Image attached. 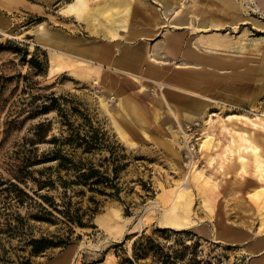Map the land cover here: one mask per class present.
<instances>
[{"label":"rangeland","instance_id":"374dc122","mask_svg":"<svg viewBox=\"0 0 264 264\" xmlns=\"http://www.w3.org/2000/svg\"><path fill=\"white\" fill-rule=\"evenodd\" d=\"M111 1L88 0L86 10L77 16L71 8L76 0H0V264H22L30 251L26 242L43 237L69 241L65 247L32 258L30 264H54L59 259L64 264L73 259L72 264H107L110 259L113 264H128L135 258V244L150 241L162 250L159 254L145 253L139 260L142 264H159L167 254L173 264H264V219L257 207L246 214L236 206L232 193V188H238L232 186L235 160L226 177L218 167V157L209 163L210 156L220 153L231 139L229 135L219 136L216 129L224 119L237 115L241 120L234 125L240 134L233 139L247 160L239 190L249 198V192H254L261 181L264 184V177L259 182L255 172L252 151L257 148L264 162V33L253 25L242 26L232 33L234 54L222 59L213 51L205 53L195 32L178 30L184 37L181 51L177 56L167 54L168 58L161 47L174 29L158 24L154 37L147 42L139 37L129 46L151 51L157 62L146 59L143 69L154 66L158 70L189 71L200 89L158 81L144 71H128L133 76L119 74L113 67L101 68L94 61V51L108 40L103 34L111 22L110 13L89 14L103 10ZM126 1L136 8L135 15L128 17L131 27L143 26L146 18L161 9L157 0H145L151 5L147 12L137 6L140 0ZM115 11L118 13L112 6L108 12ZM260 17L252 18L264 26ZM45 31L52 38L40 41L38 36ZM188 48L213 60L215 56L222 66L205 67L188 61L183 56ZM114 53L119 55L117 50ZM54 55L78 56L93 64L89 69L52 72ZM227 63L229 66L224 67ZM160 93L179 121L189 125L187 136L176 121L166 120L168 124L163 125V108L156 102ZM188 102L202 105L203 112L187 116ZM43 106H47V114H38ZM121 114L131 119L130 124L123 123ZM209 119L216 126L213 140L219 141L221 148L204 154L200 142ZM115 121L124 125L122 134ZM41 122L49 123L52 130L45 143L35 146L38 160L57 147L69 158L62 169L59 162L29 166L27 170L35 177L47 172L56 181V191L44 190L41 195L60 203L63 188L58 177L76 182L80 174H89L90 167L109 178L94 191L86 184L72 185L68 190L73 205L83 210L94 207L92 200L98 202L91 220L95 228L71 225L51 208L54 223L33 220L40 209L29 203L19 206L15 195L7 191L12 190L9 182L15 181L29 157L28 143ZM53 138L57 139L55 144ZM168 145L173 146L178 159L164 147ZM182 185L189 187L194 201L189 223L181 230L163 227L159 224L161 216L172 207L175 191ZM21 187L33 195L31 190H36L37 184L28 180L26 187ZM20 217L24 235L17 230L10 235ZM229 235L234 239L227 238Z\"/></svg>","mask_w":264,"mask_h":264},{"label":"bare ground","instance_id":"6f19581e","mask_svg":"<svg viewBox=\"0 0 264 264\" xmlns=\"http://www.w3.org/2000/svg\"><path fill=\"white\" fill-rule=\"evenodd\" d=\"M43 1L49 2L51 0ZM186 1L187 0H157L161 7L160 11H157L158 13L150 15L146 18L143 26L139 25L137 27H131L128 22V17L135 15L136 8L134 7L133 9L132 5L126 0L111 1L109 2L110 5L103 10L97 12L95 11L94 13L89 14L95 15L98 13H110L108 21L111 23L105 26L106 32L103 34L108 40L105 45L94 51V61L98 62V64H95L101 68L109 66L108 68L111 69L110 67H113L112 70H115L119 74L124 73L130 76H133V74H130L131 72L128 71L135 73L144 71L146 75L152 76L158 81L164 80L173 84L185 85L188 88L200 89L199 83L189 71L180 72L177 70H171L167 67H164L163 70H158V68H155L154 66H148L144 70L143 64L146 62V59L150 62L157 61L154 59V56L149 53L151 51L148 49L131 48L129 47L130 44H133L139 37L142 38L141 40H145V42H147L146 40L155 36L154 27L158 24H162L163 27L174 29V31L167 33V38L161 47V49H164L166 57L170 58L167 54L177 56V54L181 51L184 37L176 31L186 29L197 34L198 39L203 42L202 47L205 48V53H207V51L209 53L213 51L215 55L219 54L222 59H225L230 56L232 57V54H234L232 49L235 46V40L232 33L236 34L242 26L249 27L250 25H253V27L261 28V32L264 33V26L252 18L255 16H258V18L260 16V18H264V0ZM87 6L88 0H76V3L72 4L71 8L77 16H80L86 10ZM112 6L118 10V13H116V11L108 12ZM137 6L145 8L144 12H147L149 9L151 10V5L145 0L138 1ZM225 31L228 33L224 34L223 32ZM144 37L146 39H143ZM51 38L52 36L48 31H45L38 36L40 41H49ZM122 41H125L126 43H122ZM115 50L119 52L118 56L115 55ZM148 53L150 56H147ZM67 56L68 57H60L54 55L51 62V71L55 72L62 69L72 70L73 68L89 69L90 64H93V62L78 56ZM183 56L187 58L188 61L199 63L201 65L203 64L205 67L209 66L212 68H219V66H222L221 62L215 56H213V60L212 58H208L206 56L197 55L189 48L187 49V53L183 54ZM225 66H229V63L225 64L224 67ZM134 78L137 77L134 76ZM135 84L138 83L135 82ZM159 85L164 88L162 84ZM178 90L199 97V95L192 93L189 90H181L179 88ZM156 102H158L163 108L165 120L163 125L166 126L168 124V120H170L173 124H175L174 121H176L181 129V132L187 136L186 132L189 125L179 121L180 118L176 112L169 108L166 96L163 93H160ZM186 107L189 109L187 116L200 115L204 110L202 105L195 104L193 102L186 103ZM168 109L169 113L167 112ZM120 117L122 118L124 124H130L131 119L126 114H121ZM239 118L241 117H238L237 115L228 117L227 119H224L216 129L219 136H231L229 142L224 144L222 148L219 141L215 142L213 140V133L215 132L214 129L216 126L214 125V122L209 119L207 121V131L200 142V150L202 153L207 154L209 150H217L219 147L222 149L220 153L214 152L215 156H210L209 163L211 164L216 157H218V167L224 171V177L230 174L232 162L235 160V178L232 186L236 187L237 185L238 188H232V193L234 192L236 206L239 207L242 213L246 214L257 207L259 208L260 215L263 216L264 219V184L262 181L260 182L261 178L264 177V162L261 160V156L257 152V148H253L252 151L254 152L253 163L255 172L259 177L260 184L256 186V190L254 192H249V198L244 197L239 190V187L243 185L247 169V160H245L243 154H241V147L240 145L238 147L236 145L237 142L233 139L235 135L240 134L238 128L234 125L237 120H241ZM190 119L191 118H186L185 120L189 121ZM115 125L118 132L122 134L124 132V125L116 121ZM164 147H166L168 152L173 154L177 159L179 158L178 153L172 145ZM194 179L196 180L197 178L194 177ZM193 203L194 201L189 187L183 185L180 186L175 191L172 207L170 209H165L159 224L173 230L184 229L189 223L188 217L191 214ZM227 238L234 239L232 235L227 236ZM74 261L75 259H73L70 264ZM54 264H64V261L59 259ZM107 264H113L112 259L108 260Z\"/></svg>","mask_w":264,"mask_h":264},{"label":"trees","instance_id":"16d2710c","mask_svg":"<svg viewBox=\"0 0 264 264\" xmlns=\"http://www.w3.org/2000/svg\"><path fill=\"white\" fill-rule=\"evenodd\" d=\"M40 64V63H38ZM38 114L44 115L47 114V106H43V108L38 112ZM52 130V126L46 122L39 123L36 128L34 129V139L31 140L30 145L28 143V146H30L29 149V157L25 159V165L23 168H20L18 171V174L14 177V182H9V185L12 190H7L12 192L15 195V199L17 200V203L19 206H25L27 203L30 207H37L40 209V212L38 215L33 216L32 219L36 220L38 222H48V223H54V220L52 218L54 217V214L52 211H49L51 208L54 212L58 213L60 216H62L69 224L78 226L80 228H95L91 225V220L94 216V214L98 211V202L95 200H92L94 207L88 208L87 210H83L79 207H76L73 205L70 197L68 196V190L72 185H81L86 184L90 187L91 191H94V187L103 184L104 181L109 182V178L107 176H104L101 174L100 171L96 170L94 167H90L89 174L82 173L77 177L76 182H68L66 180H63L61 176L58 177L59 185L61 188H63V192L60 196V203L56 202V199L51 196L41 195L40 192L44 190L48 191H56L57 190V184L56 181H54L50 175V173L47 172H39V176L35 177L34 172L31 173L27 169L29 166H35L45 163H51V162H59L58 168L62 169L66 167L67 162L69 161V158L66 156H63L60 151V147H57L51 154L50 153H43V156L41 159L38 160V150L35 148L36 144L45 143L47 137L50 135ZM57 139L53 138L52 143H56ZM34 154V157L32 156ZM36 155V158H35ZM51 171V168H47V171ZM80 172V169L78 170ZM47 173V175H45ZM45 176H48L46 179H43ZM95 179V180H93ZM28 180H31L32 182L37 184L36 190L33 189L32 194L28 193L23 187L28 183ZM91 180L93 182L89 183ZM117 189V193L119 192V189ZM101 194L103 191H99ZM80 194H83V192H79ZM36 198H39L42 203L38 202ZM29 201V202H27ZM46 204L47 206H45ZM88 217V218H87ZM20 221H18V224L16 227H14V230H11L10 235H13L14 233H20L19 235H24V230L22 229L23 218H19ZM22 219V220H21ZM71 231V229H70ZM72 232V231H71ZM165 233V231H163ZM69 239L62 240L59 237L58 238H47L43 237L40 239L31 238L26 242V246L30 249L29 256L24 257L21 261L22 264H30L32 261V258L41 256L45 254L49 250H53L60 247H65L68 244ZM187 248V246H186ZM135 255L134 260L129 261L128 264H142L139 262V260L144 256L147 252H154L155 254H159V251H161V246L156 245L153 241L148 242L147 244H135ZM19 259H21V256H19ZM162 259H164L159 264H173L171 262L172 257L167 254V256H162ZM6 262V261H5Z\"/></svg>","mask_w":264,"mask_h":264}]
</instances>
